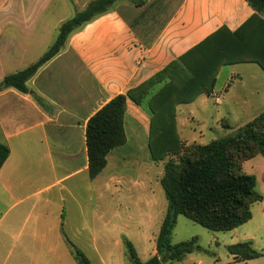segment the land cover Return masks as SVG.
<instances>
[{
    "label": "crops",
    "instance_id": "1",
    "mask_svg": "<svg viewBox=\"0 0 264 264\" xmlns=\"http://www.w3.org/2000/svg\"><path fill=\"white\" fill-rule=\"evenodd\" d=\"M143 1L141 7L129 1L118 4L70 34L62 51L27 81V93L0 92V143L10 151L0 169V264H77L68 241L91 264H130L124 237L146 262L138 234L143 226L150 227L155 209L146 180L155 174L161 183L164 160L177 154L182 142L199 144L182 135L180 128L190 118L179 119L180 109L203 102L206 110L212 103L215 125L225 128L219 138L264 112V71L249 51V39L259 27L257 21L248 25L256 16L264 20V12H256L246 0ZM23 17L28 28L11 32L24 39L7 60L6 70H12L5 76L37 62L53 40V30L46 27L51 16ZM244 27V41L235 46L244 61L204 65L210 68L207 80L204 70L194 75L205 79L206 87L214 77L212 95L198 93L184 101L195 80L190 69L203 60L199 47L221 30L234 34ZM247 80L252 87L239 95L237 85ZM118 95L127 98L126 142L108 154L105 169L92 180L87 124ZM235 110L247 119L232 123ZM156 167L159 171L152 172ZM243 170L256 177L262 200L252 205L250 221L214 240L228 253L229 246L243 242L263 253L264 157L244 162ZM139 194L148 208L139 209L134 200ZM156 238L150 258L158 255ZM202 262L187 254V264ZM231 263L246 262L229 254L225 264Z\"/></svg>",
    "mask_w": 264,
    "mask_h": 264
},
{
    "label": "trees",
    "instance_id": "2",
    "mask_svg": "<svg viewBox=\"0 0 264 264\" xmlns=\"http://www.w3.org/2000/svg\"><path fill=\"white\" fill-rule=\"evenodd\" d=\"M123 1H129L135 7L144 4L143 0L91 1L84 10L64 23L54 46L37 62L24 70L5 76L0 82V92L15 89L27 93V81L62 51L69 35L75 29L108 13L116 4ZM246 1L256 12H264V0ZM254 21L258 22L259 30L249 39V43H252L249 51L253 61L264 71V20L256 16L248 25ZM243 30L245 27L234 34L221 30L199 47L203 60L196 61L194 69H190L195 80L189 83L190 94L184 101L191 102L200 93L210 94L212 91L214 77L206 87L207 84L203 82L205 79L200 80V75V77L194 75L195 72L197 74L204 70L203 75L206 74L207 80V71L210 68H202L204 65L216 66L220 60L226 65L244 61L240 58L239 52L235 51V46L244 41ZM126 109V96L118 95L88 121L86 145L88 173L92 180L105 169L108 154L126 142L124 130ZM9 154L8 147L0 143V169ZM258 155L264 157V112L228 137L214 139L204 145L196 143L188 145L182 142L177 154L169 153L164 160V173L161 178L167 209L156 238L158 255L143 262L133 244L125 240L124 245L130 264H162L166 260H181L187 254L202 251L196 246V239L177 245L172 244L171 235L180 215L213 232L232 231L250 221L252 205L261 201L262 196L256 190V177L246 174L243 164ZM68 246L77 264H91L74 244L68 241ZM228 251L238 262L259 259L264 255L256 250L251 242L229 246Z\"/></svg>",
    "mask_w": 264,
    "mask_h": 264
},
{
    "label": "rangeland",
    "instance_id": "3",
    "mask_svg": "<svg viewBox=\"0 0 264 264\" xmlns=\"http://www.w3.org/2000/svg\"><path fill=\"white\" fill-rule=\"evenodd\" d=\"M84 1L86 0H0V82L5 77V73L12 70V68L6 70V66L8 65L7 60L15 55L14 51L17 50L15 48L20 45V41L24 39L21 38V36L13 35L11 32L20 31L22 28H28L27 22H25L23 16H51L46 19V27L53 30L51 48L59 38L60 29L64 23L73 18L78 12L84 10L89 4H85ZM123 3L127 2L123 1L118 4ZM57 19H59V21H57ZM81 27L75 29L72 33L79 30ZM237 86L236 92L239 95H246L252 87V84L250 80H247L244 85L240 84ZM208 95H212V91ZM250 103L249 100L248 104ZM241 104H244V102L242 101ZM203 105V102H198L190 105L187 109L186 107H182L179 113V119H185L186 117L190 118L187 127L183 126L180 128L182 135L188 137L189 141H195L199 144H205L210 140L218 139L220 137L219 131L225 129L215 125V120L218 119V115L212 109V103L210 104V109L208 108L206 110H204ZM253 111L256 112L257 110L253 109ZM220 113L223 114V111ZM249 113H251V111H245L246 115H249ZM229 119L234 124H240L247 118H244V113L242 114L240 111L235 110V113H232ZM203 121L206 124H203ZM206 127H208L209 130H207ZM202 134L204 135L201 136ZM158 171L159 169L157 167L152 169V172L156 173ZM145 175H148V173L146 172ZM156 180L155 174H151V179L149 178L146 180L147 184L154 192L153 206L155 205V209L150 227L145 225L139 229L138 235L140 239L139 241L141 242L138 244V247L144 261L150 259V254L153 250L155 238L159 232L167 204L162 185ZM134 200L137 201L140 210L148 208L146 200L142 198L141 194H139V197H135ZM130 201L129 198H126V204H129ZM162 211L163 215L161 214ZM223 236L228 237L226 232L210 231L180 215L178 216L176 227L171 235V242L172 244L177 245L196 239V246L205 249L206 252L203 250L195 251L192 255L202 258V264H225L230 253L227 252L225 247H219L220 245L216 244L214 240L215 238L221 240V237ZM123 239L128 240L126 237ZM213 252H215V255ZM186 257L187 255L181 260H166L162 264H187ZM198 260L199 259L195 260L196 263H198ZM256 260L258 261L252 260L253 263L246 262L243 264H264V255L261 259Z\"/></svg>",
    "mask_w": 264,
    "mask_h": 264
}]
</instances>
